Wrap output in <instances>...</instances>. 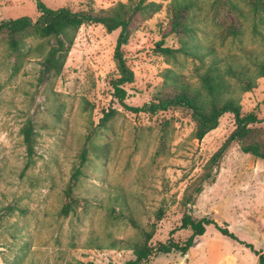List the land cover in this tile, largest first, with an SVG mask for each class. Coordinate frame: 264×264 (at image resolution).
<instances>
[{
    "label": "rangeland",
    "instance_id": "obj_1",
    "mask_svg": "<svg viewBox=\"0 0 264 264\" xmlns=\"http://www.w3.org/2000/svg\"><path fill=\"white\" fill-rule=\"evenodd\" d=\"M41 1L54 9L97 10L126 0ZM153 1L161 6L123 45L133 71L125 104L141 107L179 85L204 93L200 75L211 70L228 84L223 96L259 121L229 144L201 191L185 204L186 188L208 171L207 161L235 128L232 113L197 139L186 108L127 109L110 85L118 75V31L100 24H83L73 33L58 73L42 71L53 38L28 37L21 56L0 41V264H127L134 258L131 245L143 239L141 230L153 229L150 244L170 236L183 242L191 233L177 229L184 213L210 218L237 239L209 224L184 255L155 254L147 264H258L247 244L264 253V160L241 145L264 147V77L255 69L264 54V17L240 3L241 35L222 39L212 20L213 0H194L193 34L183 51L167 57L160 46L183 44L178 35L166 34L169 0ZM22 15H39L36 0H0V20ZM246 77L253 82L247 90L240 84ZM28 121L34 139L29 159L22 135Z\"/></svg>",
    "mask_w": 264,
    "mask_h": 264
},
{
    "label": "trees",
    "instance_id": "obj_2",
    "mask_svg": "<svg viewBox=\"0 0 264 264\" xmlns=\"http://www.w3.org/2000/svg\"><path fill=\"white\" fill-rule=\"evenodd\" d=\"M240 3L247 7L248 11L254 16L264 17V0H213L211 3L212 20L219 26V34L222 39L228 37L238 38L242 33L241 18L244 13ZM160 6L161 3L153 0H126L118 1L107 8L97 10L93 8L73 10L67 6L50 8L41 0H36L39 15L35 19L28 15H22L0 20V41H3L8 49L16 53V56H21L28 37L53 38L54 42L43 58L42 71L43 73H58L62 69L65 56L72 44L73 33L83 24H100L108 32L118 31L113 50V61L118 75L110 80V85L112 96L127 109L155 113L167 110L170 107L186 108L191 111L192 118L195 121L193 135L197 139L203 138L205 134L214 129L224 113H232L235 128L207 161L208 171L199 175L194 183L186 188L184 203L187 204L194 194L201 191L203 182L209 177L213 166L217 165L229 144L233 141H240L247 136L251 131L249 125L259 121V119L254 113L242 114L241 105L237 100L223 96L228 84L223 81V77L219 73H213L211 70H206L200 75L204 93L197 89H191L187 85H179L170 92L155 95L154 99L144 103L141 107H132L125 104L124 101L127 97L125 84L133 81V71L126 64L123 45L128 42L140 23L151 13L158 10ZM167 6L169 21L166 34L174 33L178 35L179 42L183 44L178 48L160 46L158 51L168 57L183 51L186 45L185 38L193 34V28L189 23L191 20L190 13L195 6V2L194 0H169ZM200 59H202L201 56ZM255 69L258 76L264 77V54L263 58L255 63ZM240 84L246 90L253 87V82L247 77L240 78ZM110 114L111 111H107L104 117H108ZM22 135L29 159L34 154L33 126L30 121L22 128ZM241 149L264 160V147L259 143L242 144ZM83 153L81 155L85 159ZM76 173H79V170L74 172V174ZM129 220L134 227H137L132 218H129ZM209 224H213L223 235L234 240L237 239L226 227L218 225L210 218L195 219L190 214L184 213L177 229H190L191 233L183 242L175 241L170 236L165 241L150 244L149 240L153 236V229L141 230L143 239L131 245L130 248L134 258L126 263L147 264L151 256L168 254L173 251L184 255L189 248L195 246L197 237L205 232L206 226ZM115 245L116 242L111 244L112 247ZM247 246L258 256V264H264V253L254 250L251 244H247ZM8 264L17 263L10 262ZM69 264L93 263L76 260Z\"/></svg>",
    "mask_w": 264,
    "mask_h": 264
}]
</instances>
